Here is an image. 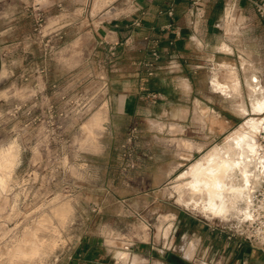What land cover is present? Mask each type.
<instances>
[{
  "label": "rangeland",
  "instance_id": "374dc122",
  "mask_svg": "<svg viewBox=\"0 0 264 264\" xmlns=\"http://www.w3.org/2000/svg\"><path fill=\"white\" fill-rule=\"evenodd\" d=\"M238 1L225 0L218 23L232 52L206 69L215 75L209 101L232 126L200 150L168 128L166 92L152 95L150 115L111 117L108 79L119 66L91 28L122 19L136 0H0V264H82V244L109 249L118 263L148 241L169 247L173 202L215 224L244 217L248 194L227 217L213 216L187 186L197 160L264 120L246 84L254 75L264 92V20ZM230 7L233 31L223 17ZM156 66L155 86L166 89L167 67Z\"/></svg>",
  "mask_w": 264,
  "mask_h": 264
},
{
  "label": "crops",
  "instance_id": "0c3cea01",
  "mask_svg": "<svg viewBox=\"0 0 264 264\" xmlns=\"http://www.w3.org/2000/svg\"><path fill=\"white\" fill-rule=\"evenodd\" d=\"M263 1L248 0L255 10V3ZM225 4V0H136L131 12L122 19L91 28L93 43L107 52L110 47L114 48V64L119 66L117 78L108 79L106 100L111 117L130 119L150 115L156 106L152 95L163 91L168 98V128L182 130L184 143L198 145L202 150L209 139L213 141L229 130L230 120L220 119L219 111L209 101V83L215 75L211 80L206 74L209 65L223 58V52H232L223 42L218 24ZM223 17L226 30L233 31L235 27L229 20L235 18L234 8L230 7ZM153 49L159 55L154 61L156 69L167 67L168 83L163 90L154 83L159 73L155 70L149 75L144 67L153 60ZM243 61L245 65L251 63L248 59ZM103 106L108 109L106 104ZM210 113L213 114L212 132L208 135ZM171 177H177L175 169L169 171V182ZM181 204H172L169 247H154L148 241L135 252H120L118 258L122 263H118L109 249L82 244L75 257H81L82 264H264V251L225 228L231 220L224 222L226 225L202 220Z\"/></svg>",
  "mask_w": 264,
  "mask_h": 264
},
{
  "label": "bare ground",
  "instance_id": "6f19581e",
  "mask_svg": "<svg viewBox=\"0 0 264 264\" xmlns=\"http://www.w3.org/2000/svg\"><path fill=\"white\" fill-rule=\"evenodd\" d=\"M246 84L250 90L252 111L262 113L264 92L258 80L251 75L246 79ZM249 125V128L229 136L225 144L214 147L191 167L187 186L192 191V201H199L198 205L204 212L227 217L237 210V202L242 200L249 193L251 185L256 183L262 162L258 133L264 125V120L262 123L259 118L252 119ZM184 185L185 183L179 184L178 188ZM178 200L183 201L181 197Z\"/></svg>",
  "mask_w": 264,
  "mask_h": 264
},
{
  "label": "built area",
  "instance_id": "2783aa9c",
  "mask_svg": "<svg viewBox=\"0 0 264 264\" xmlns=\"http://www.w3.org/2000/svg\"><path fill=\"white\" fill-rule=\"evenodd\" d=\"M255 7L259 16L264 20V1L255 3ZM109 53L114 55V48L110 47ZM151 55L153 60L145 63L149 75L152 74L151 67L154 61L159 58L158 52L154 49ZM258 139L262 156L260 159L264 162V125L259 131ZM225 228L231 234L243 237L251 245L264 251V165L259 172L258 182L256 181V184L249 190L244 217L240 221L228 223Z\"/></svg>",
  "mask_w": 264,
  "mask_h": 264
},
{
  "label": "flooded vegetation",
  "instance_id": "af4514ba",
  "mask_svg": "<svg viewBox=\"0 0 264 264\" xmlns=\"http://www.w3.org/2000/svg\"><path fill=\"white\" fill-rule=\"evenodd\" d=\"M262 127V126H261Z\"/></svg>",
  "mask_w": 264,
  "mask_h": 264
}]
</instances>
